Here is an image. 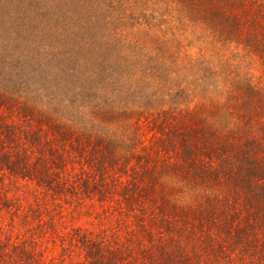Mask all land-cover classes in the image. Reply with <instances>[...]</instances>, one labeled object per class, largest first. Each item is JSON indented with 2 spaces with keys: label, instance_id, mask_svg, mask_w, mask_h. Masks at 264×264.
Masks as SVG:
<instances>
[{
  "label": "rangeland",
  "instance_id": "obj_1",
  "mask_svg": "<svg viewBox=\"0 0 264 264\" xmlns=\"http://www.w3.org/2000/svg\"><path fill=\"white\" fill-rule=\"evenodd\" d=\"M243 2L247 12L237 15L239 33L228 35L210 15L195 9L189 13L178 0H122L114 11H101L96 27L83 19L79 37L84 39L77 41L82 49L77 52L78 44L70 51L76 52L70 59L73 75L63 59L61 72L50 62L49 55L62 36L58 39L59 32L39 29L42 33L37 35L49 38L44 51L49 55H39L46 64H34L33 71L21 69L27 81L16 82V96L70 123L71 137L81 147L80 140L88 143L83 134L90 135V144L97 150L110 146L118 162L109 167V178L126 181L131 166L145 156L149 166L157 165L156 171L161 163L175 159L172 148L163 145L179 140L170 130L181 132L188 123L199 125L207 134L208 127L223 133L226 127L242 124L236 106L242 97L248 93L264 96V44L259 43L262 48L246 43L250 31L263 24L264 0ZM254 17L259 21H248ZM19 41L16 38L15 43ZM90 51L96 55L87 57ZM0 107L5 114L0 123L14 117L20 122L10 127L18 136L14 141L1 130L0 149L6 142L14 153H21L11 159L29 158L35 164L41 152L26 136L25 117L10 113L7 104ZM33 125L35 130L37 125ZM49 135L58 136V132L49 129ZM72 142L65 143V155L72 154L64 166L56 165L49 150L43 163L50 166L53 177L76 184L77 193L73 188L53 193L36 172L25 176L20 162L15 172L0 166V241L6 253L0 264L13 262L10 256L18 264H88L76 243L75 229L103 234L111 241H128L127 227L135 226L132 214L119 196L104 198L81 187V179L91 178L92 183L93 176L86 157L70 147ZM163 170H157L162 184L192 205L206 198V189L212 186L167 166Z\"/></svg>",
  "mask_w": 264,
  "mask_h": 264
},
{
  "label": "trees",
  "instance_id": "obj_2",
  "mask_svg": "<svg viewBox=\"0 0 264 264\" xmlns=\"http://www.w3.org/2000/svg\"><path fill=\"white\" fill-rule=\"evenodd\" d=\"M121 1L0 0V34H2V37L0 35V106L7 104L10 113L25 117L26 136L41 152L38 156L40 161L37 160L35 164L29 162V158L11 159V156L17 157L21 153L18 150L14 153L10 145L4 142L0 149V166L4 165L15 172L18 170L17 162H20V170L25 176L36 172L38 180L46 183L53 193L69 188H73V193L78 192L76 184L67 183L57 175L53 177L50 166L43 163L46 161L43 159L46 150H49L54 158L56 157L54 159L57 160L56 165L64 166L67 163L68 155L72 153L65 155V143L76 140L71 137L73 131L71 124L37 109L25 98L20 99L18 95L16 96L18 93L16 82L27 81L20 72L21 69L27 68L33 71L34 64L39 67L46 64V59H40L39 55H49L44 51L47 52L50 43L49 38L37 35L42 33L39 29L59 32L58 39L62 36L59 45L55 46L49 55L50 62L53 63L54 70L61 72L60 62L63 59L67 62L68 71L70 69V74L73 75L75 66L71 65L70 59L76 56V52L70 54V51L84 39L83 35L79 37L83 19L88 18V21L96 27L100 24L97 19L100 18L101 11H114L116 4ZM178 1L183 3L184 10L189 13L195 9L197 12L210 15V19L218 26H223L228 35L239 33L241 21L237 15L247 12L243 0ZM239 11L241 14H237ZM66 17L67 21L63 22ZM259 19L256 20L254 17L248 21H259ZM250 32V38L246 39V43L255 44L257 47L262 45L263 48L264 17L263 24L257 30ZM16 38L21 41L15 43ZM80 49L82 46L79 44L77 52ZM91 55H96V52L90 51L87 57ZM263 99L264 96L260 93H248L242 97L236 103L242 124H238L237 127H226L223 133L212 126L213 129L208 127L207 134L202 127L199 128V125L194 127L188 123L184 124V130L181 132L170 130L169 133H175L179 140L170 139V144H162L165 148H172L175 159L161 163L159 167L162 169L157 170L165 173L163 169L167 166L188 178L194 176L200 184L205 182L206 184L208 182V186L212 184L208 187L209 190L206 189L205 194H208L206 198L198 201L196 205L184 202L179 194H175L169 188V185L168 187L162 184V180L159 179L161 173L158 174L154 169L158 168L157 165L149 166L148 157H139L137 165L131 166L130 177L124 182H119L117 177L109 178L107 175L109 167H114L118 162L113 157L110 146H103L100 155H94L92 152L98 153L100 150L95 148V144H90V135L82 133L85 138L88 137V143L80 140L82 147L78 140L76 144L72 142L70 147L79 155L86 157V163L92 171L90 174L93 176L92 183L91 178L81 179V187L83 186L86 192H96L104 198L114 194L119 196L135 220V226L127 227L130 234L128 241H111L103 234L75 229V240L82 247L86 262L88 264H264ZM1 110L0 107L2 122L5 114ZM15 118L0 123V132L5 130L4 137L13 141L18 136L14 133L15 129L11 131L10 127L20 123ZM33 124L37 125L35 130ZM163 128L162 124L161 129ZM49 129L57 131L58 136L49 135ZM6 148L8 150H5ZM82 167H85V162L82 163ZM5 254L0 241V260ZM8 258L14 260L10 264H18L11 256Z\"/></svg>",
  "mask_w": 264,
  "mask_h": 264
}]
</instances>
